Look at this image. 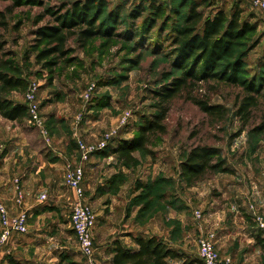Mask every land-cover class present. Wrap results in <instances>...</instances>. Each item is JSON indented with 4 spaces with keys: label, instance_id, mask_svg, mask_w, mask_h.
<instances>
[{
    "label": "rangeland",
    "instance_id": "obj_1",
    "mask_svg": "<svg viewBox=\"0 0 264 264\" xmlns=\"http://www.w3.org/2000/svg\"><path fill=\"white\" fill-rule=\"evenodd\" d=\"M25 1L23 6H14L12 0H0V41L4 42V51L12 53L13 62L20 67V76L27 80L26 90L30 85L36 86L41 125L31 121L21 125L13 122L21 128L23 135L29 137L32 149L44 150L46 154L52 152L51 148L64 151L68 157L67 163H76L79 161L76 140L84 145L97 144L106 133L114 131L116 137L109 143L112 148L121 139H131L140 121L155 112L152 92L178 74L171 66L172 58L167 54V39L171 27L178 21V13L185 14L186 7L182 4L190 0H108L109 8H121L125 19L122 33L129 25L127 13L142 1L146 8L150 3L160 4L164 15L150 32V39L142 37L136 42L127 38L128 34H123V37L110 41L98 37L83 47L77 44L75 38L70 39L67 43L69 53L56 67L52 82L47 72L35 65L30 45L35 37L34 31L52 21V17L45 14L46 10L62 4L70 5L74 0ZM214 2V10L222 8L227 13L234 4L238 5L244 10L242 18L255 26V31L241 46L244 52L243 77L254 84L262 95L258 108L252 111L248 126L240 129V120L235 114L234 101L236 95L241 93L239 87L203 84L193 95H203L212 104L223 105L227 114L223 120L206 115L194 102L178 96L174 98L166 120L167 134L155 140L149 146L150 151L134 153L138 161L136 166L127 168L118 161L117 156L102 155L111 156L110 162L118 167L110 194L96 202L90 190L82 186L85 200L95 211L96 218L97 213L103 215L108 209L102 208L103 204L111 202V196L119 189L128 194L134 192L129 203H133L140 193L150 191V214L142 219L145 225L149 223L159 227L164 211L169 210L166 201H172L169 208L178 220L171 217L165 220L170 229V239L176 246L179 245L183 253L196 258L199 264L203 263L198 257L197 241L199 237L208 235L212 236L219 257L226 259L228 264H243L242 255L245 252L251 253L247 263L264 264V233L259 230L257 218L260 217L264 223V131H252V127L261 124L264 114V17L252 7L250 0ZM144 14L150 17V10L147 9ZM137 25L142 27V20ZM135 46L138 47L137 51L134 50ZM26 90L11 91L8 97L25 103ZM122 117L127 118L124 125H121ZM86 122H92L97 127L91 139L84 138L89 134L88 129L82 127ZM9 129V126H4V135H8ZM193 133L196 135L192 137ZM196 142L220 147L221 155L233 174L220 173L187 187L178 175L180 149ZM161 176L171 179L170 182L162 185L154 183ZM228 179L234 183L229 185ZM149 186L152 187L148 189ZM162 189L166 190L167 196L163 198L166 203L158 205L156 197ZM20 192L22 194L21 187ZM15 193L17 198L16 182ZM40 196L38 206L48 208ZM23 198L24 194L21 201L16 202L21 203ZM72 199L73 196L70 203L65 204L64 214L60 213L59 208L42 218L41 242L48 240L45 248L54 258L46 263L91 264L79 252L69 222ZM144 203L141 202V205ZM51 217L55 219L54 224L49 223ZM30 224H34V221ZM222 234L229 237L227 251H222L216 245ZM28 235L29 229L24 234H16L13 239L20 241ZM249 239H253V243ZM14 256L9 249L6 257L13 259ZM20 262L25 263L23 260Z\"/></svg>",
    "mask_w": 264,
    "mask_h": 264
},
{
    "label": "trees",
    "instance_id": "obj_2",
    "mask_svg": "<svg viewBox=\"0 0 264 264\" xmlns=\"http://www.w3.org/2000/svg\"><path fill=\"white\" fill-rule=\"evenodd\" d=\"M12 3L14 6H23L26 1L12 0ZM182 5L186 7L185 14L177 12L178 21L171 27L167 39V54L172 58L171 66L178 74L152 92L155 112L140 121L135 130L136 134L131 139H121L112 148L108 145L102 152H98L101 155L117 156L118 161L127 168L138 164L135 152L150 151L149 146L160 136L167 134L166 120L174 98L184 96L212 118L223 120L226 117V108L223 105L212 104L206 96L193 95L203 84H221L241 89V93L235 97L234 105L242 130L248 126L252 111L259 106L261 91L243 77L244 52L241 46L255 31V26L242 18L244 10L236 4L230 8V13L222 8L214 10V0H190ZM147 9L150 10V17H145L144 12ZM45 14L52 17V21L40 25L34 31L30 52L35 65L47 72L50 82L55 77L56 67L69 53L67 43L70 39L75 38L81 47L98 37L110 41L115 37H123V34H128L127 38L136 42L142 37L150 39V32L164 15L160 4L150 3L146 8L142 1L127 13L126 20L129 25L122 33L125 19L121 8H109L108 0H74L70 5L62 4L60 7L47 9ZM139 20H142V27L137 25ZM3 45L4 42L0 41V117L21 125L28 119L27 106L25 103L14 102L8 94L11 91L24 92L28 83L20 76V67L13 62L12 53L4 51ZM134 50L137 51L138 47L135 46ZM252 128L256 133L264 131V114L261 124ZM195 135L193 133L192 137ZM178 168V175L187 187L220 173L233 174V170L221 155V148L205 142L191 143L188 148L182 146ZM115 175L110 180V190L115 183ZM170 180L161 176L154 183L162 185ZM150 187L152 186L148 189ZM165 194L166 190L162 189L157 195L158 205L167 202L166 205L171 206L172 201H163ZM150 198L148 190L137 195L131 203L139 206L136 216L138 220L142 221L150 214ZM143 201L145 203L141 205ZM135 242L137 248L132 250L115 241L111 264H167L168 259L179 258H182L181 264L200 263L196 258L185 256L173 249L168 241L156 236H137ZM10 264L28 263L10 260Z\"/></svg>",
    "mask_w": 264,
    "mask_h": 264
},
{
    "label": "crops",
    "instance_id": "obj_3",
    "mask_svg": "<svg viewBox=\"0 0 264 264\" xmlns=\"http://www.w3.org/2000/svg\"><path fill=\"white\" fill-rule=\"evenodd\" d=\"M13 100L19 102L14 98ZM1 118L0 120L7 121L9 124L0 121V201L10 214H15L19 210L27 213L29 235L24 236L20 241L13 239L14 241L10 244L11 247L8 246V248L12 250V254L15 255L14 258H7L5 251H3L0 254V264H10V260L15 262L23 260L28 264H45L48 260H54V258L49 255L45 248L49 244L48 240L44 243L41 242L43 231H41L40 226L43 224L42 218L46 213L53 210L58 211L61 208L60 213L63 212L62 214H64L65 204H69L71 201L72 193L64 185L63 178L68 157L64 151H56L53 148H51L52 152L50 154H46L44 150H33L30 146L29 137L23 135L21 128L16 124L17 122L13 123L15 121ZM4 126L10 127L8 135H4ZM82 127L84 130L87 128L89 132V134L84 135L85 139H91L95 133L94 130L97 129L92 122L83 123ZM110 161H112L111 156H102L100 153H95L90 156L85 164L83 186L85 190H90L96 202L101 200L103 196L110 194V180L118 170V167ZM15 178L19 180L22 194H24L21 203L16 202ZM232 182L234 183V181L228 179L229 185H232ZM41 194H46L44 202L49 206L48 208L38 206V198ZM133 195V191L128 194L119 189L117 193L115 192L111 196V202L103 204L102 208H108L103 215L97 213V223L92 234L95 248L94 260L97 264H111L113 243L115 241L132 250L137 248L135 242L137 236H156L159 239L168 241L173 249L183 253V250L178 248L179 245L176 246L171 241L170 229L165 221L168 217L178 218L173 216L170 206L168 207L169 210L164 211L159 227L149 223L145 225V222L138 220L136 217L139 206L129 203ZM165 196L167 195L165 194ZM236 211H238L237 208ZM32 221L37 226L30 224ZM54 221L55 219L51 217L49 223L54 224ZM248 241L253 243V239ZM229 244L228 234H222L216 245L222 251H227L226 246ZM183 254L188 256L185 252ZM249 255H251L250 252L243 253V264H249L247 263L250 258ZM189 257L191 256L189 255ZM181 260L182 258L168 259L167 264H181ZM255 264L260 263L256 262Z\"/></svg>",
    "mask_w": 264,
    "mask_h": 264
},
{
    "label": "built area",
    "instance_id": "obj_4",
    "mask_svg": "<svg viewBox=\"0 0 264 264\" xmlns=\"http://www.w3.org/2000/svg\"><path fill=\"white\" fill-rule=\"evenodd\" d=\"M250 2L252 7L260 11L264 17V0H250ZM26 91L25 105L28 109L27 121H31L35 125L40 126L42 120L39 116V105L36 103V86L30 85ZM126 122L127 118L122 117L121 125L126 124ZM115 137L116 132L110 131L106 133L97 144L84 145L80 140H76L75 146L79 151V161L76 163H66L63 176L64 184L73 196L69 222L71 223L74 236L77 239L79 252H81V255L88 259L91 264H97L94 260L95 248L94 236L92 235L93 228L96 224V214L85 200V192L82 186L84 180V166L85 162L92 154L102 152ZM15 182L18 195L16 201L20 202L22 199L20 184L17 179H15ZM40 198L44 201L46 194H42ZM27 218L28 216L25 211H21L14 216L10 215L0 201V254L3 251H5L6 254L9 253L8 246H10L16 234H24L27 232ZM257 218L259 230L264 233V223L260 217ZM212 239L211 235L198 238L197 248L200 261L203 264H228L226 259H221L219 257Z\"/></svg>",
    "mask_w": 264,
    "mask_h": 264
}]
</instances>
